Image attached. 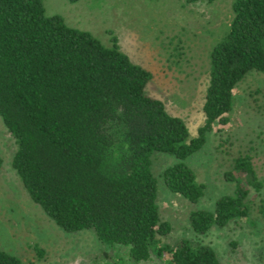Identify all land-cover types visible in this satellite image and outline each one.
Listing matches in <instances>:
<instances>
[{
	"label": "trees",
	"instance_id": "obj_1",
	"mask_svg": "<svg viewBox=\"0 0 264 264\" xmlns=\"http://www.w3.org/2000/svg\"><path fill=\"white\" fill-rule=\"evenodd\" d=\"M231 12L225 36L209 51L203 122L190 136L179 117L144 92L150 72L115 43L104 47L60 16H45L41 0H0V120L15 144L10 166L60 229H92L101 243L127 247L133 262L162 254L156 236L169 224L159 219L151 154L180 160L160 177L171 193L195 202L202 186L182 160L214 124L228 122L235 84L250 70L264 73V0H232ZM223 177L235 182L232 193L213 211L188 215L196 234L248 215L246 185L259 188L250 157L234 159ZM258 212L264 218V201ZM166 251L171 264H219L203 244L181 241ZM0 264L21 262L0 249Z\"/></svg>",
	"mask_w": 264,
	"mask_h": 264
},
{
	"label": "rangeland",
	"instance_id": "obj_2",
	"mask_svg": "<svg viewBox=\"0 0 264 264\" xmlns=\"http://www.w3.org/2000/svg\"><path fill=\"white\" fill-rule=\"evenodd\" d=\"M232 0H41L44 15H58L72 28L86 31L104 47L117 50L151 74L144 92L179 117L190 136L203 122L201 105L208 83L209 51L226 34ZM13 138L0 120V249L21 264H171L170 253L181 241L209 246L219 264H264V73L248 71L234 86L228 122L214 124L203 145L182 162L202 186L190 202L164 186L160 174L180 161L154 152L150 169L156 181L159 219L169 224L156 236L161 255L133 262L127 247L101 243L92 229L65 232L33 203L10 166ZM248 155L259 188L249 185L248 215L196 234L189 225L193 210L213 211L217 199L230 195L234 181L223 175L234 159ZM245 186V177H238ZM35 248L40 252H36Z\"/></svg>",
	"mask_w": 264,
	"mask_h": 264
}]
</instances>
